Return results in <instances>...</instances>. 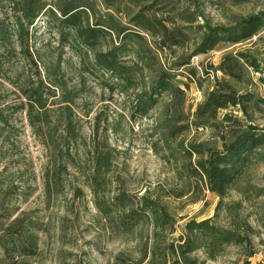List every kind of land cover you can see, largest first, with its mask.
I'll list each match as a JSON object with an SVG mask.
<instances>
[{
	"label": "rangeland",
	"instance_id": "374dc122",
	"mask_svg": "<svg viewBox=\"0 0 264 264\" xmlns=\"http://www.w3.org/2000/svg\"><path fill=\"white\" fill-rule=\"evenodd\" d=\"M14 4L0 0V224L8 226L20 218L22 228L36 237L37 254L11 256L19 264H149L153 246L175 247L189 222L208 220L246 241L226 247L214 260L198 252L194 256L199 261L264 263V196L257 195L264 188V161L252 158L243 177L220 200L193 179L186 180L180 165L167 158L169 151L179 155L190 146H221L214 131L194 126L193 116L213 85L210 68L236 49L195 55L199 28L232 25L264 10V1L195 0L194 6H157L156 16L169 18L168 27L186 28L183 45L157 51L158 64L156 60L152 65L170 70L174 85L183 90V105L174 116L170 98L161 96L145 117L133 114L132 107L149 89L146 70L134 73L136 88L121 93L109 74L95 67L92 54L62 45L43 17L27 26ZM180 15L195 21L187 23ZM18 22L27 30L26 38L19 37ZM257 49L261 45L251 47ZM186 59L189 64L179 67ZM126 60L130 67L138 63L133 55ZM251 77L249 90L264 98V84L258 81L264 77ZM35 90L45 102L43 112L51 128L44 129L42 137L30 127L23 109L26 96ZM225 114L243 120L236 110L220 112L219 118ZM254 118L256 125L264 124L259 115ZM48 135L61 151L50 145ZM195 160L193 156L191 162ZM58 169L60 179L56 185L49 181L48 191L47 179ZM120 194L134 210L142 198L157 202L171 219L170 226L156 230L151 221L140 222L123 233L111 208ZM4 258L0 247V264H8Z\"/></svg>",
	"mask_w": 264,
	"mask_h": 264
},
{
	"label": "trees",
	"instance_id": "16d2710c",
	"mask_svg": "<svg viewBox=\"0 0 264 264\" xmlns=\"http://www.w3.org/2000/svg\"><path fill=\"white\" fill-rule=\"evenodd\" d=\"M233 1L240 4L244 0ZM174 2L195 5V0H14V5L27 26L43 17L49 33H56L62 45L92 54L95 67L109 74L116 83L114 85L123 89L121 93L136 88L133 84L134 73L146 70L151 76L149 89L144 96L136 98V104L132 107L133 114L141 112V116L145 117L161 96L170 98L168 105L173 109L174 116L180 115L183 105V90L174 85L170 70H155L152 67L153 61L157 60L158 64L157 51L179 48L187 37L184 33L186 28H170L167 26L171 23L169 18L166 20L156 16L157 6ZM98 13L100 15L97 17ZM180 16L187 23L195 21ZM51 22H57L56 26H52ZM16 25L19 37L26 38L27 30H24L22 23ZM199 29L201 36L194 50L195 55L236 49L224 54L216 68H210L213 85L205 93L193 116L194 126L214 131L221 146L220 149L190 146L179 155L169 151L167 158L180 165L186 180L193 179L198 186L222 200L243 177L252 158L258 157L264 161V124L256 125L257 119L254 118V115H259V120H264V98L249 90L253 81L251 73L264 77V10L240 17L229 26L211 27L205 24ZM257 45H261V50H251ZM129 55H133L138 62L134 67L127 64ZM188 64L186 59L179 67ZM258 81L264 84V78ZM26 99L23 109L29 125L42 137L44 129H51L43 112L45 102L36 90ZM229 109L240 113L244 123L231 114L219 118L220 112ZM67 120L66 126H69L70 118ZM48 137L50 145L61 151L54 138L51 135ZM193 156L196 160L191 162ZM59 171L55 170L47 179L48 191L49 181L54 185L59 181ZM257 195L264 196V188L258 190ZM126 199L124 194H120L111 203L123 233L131 232L140 222L151 221L156 230L170 226L171 219L157 202L142 198L136 206L137 210H134ZM21 225L20 218L14 219L8 226L0 224V247L5 256L3 260L8 264H19L18 259L11 256L13 252L20 257H34L37 254L36 237ZM185 228L179 245L165 248L153 246L149 253V264H203L194 256L196 253L203 252L206 260H214L226 247L243 246L246 241L240 234L217 228L208 220L199 223L191 221ZM145 257L148 256L145 254Z\"/></svg>",
	"mask_w": 264,
	"mask_h": 264
}]
</instances>
